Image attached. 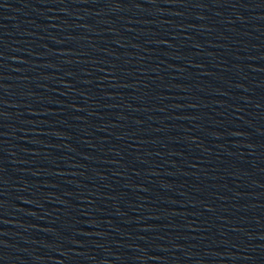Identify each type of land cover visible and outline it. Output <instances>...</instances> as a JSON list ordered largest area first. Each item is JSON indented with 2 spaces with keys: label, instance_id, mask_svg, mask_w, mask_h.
I'll use <instances>...</instances> for the list:
<instances>
[{
  "label": "water",
  "instance_id": "95a60500",
  "mask_svg": "<svg viewBox=\"0 0 264 264\" xmlns=\"http://www.w3.org/2000/svg\"><path fill=\"white\" fill-rule=\"evenodd\" d=\"M0 264H264V0H0Z\"/></svg>",
  "mask_w": 264,
  "mask_h": 264
}]
</instances>
